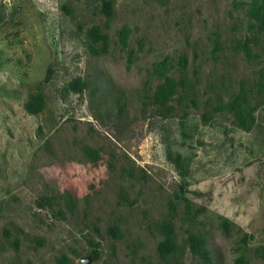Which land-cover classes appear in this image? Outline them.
<instances>
[{
	"label": "rangeland",
	"instance_id": "1",
	"mask_svg": "<svg viewBox=\"0 0 264 264\" xmlns=\"http://www.w3.org/2000/svg\"><path fill=\"white\" fill-rule=\"evenodd\" d=\"M247 1L0 0V264H264Z\"/></svg>",
	"mask_w": 264,
	"mask_h": 264
},
{
	"label": "trees",
	"instance_id": "2",
	"mask_svg": "<svg viewBox=\"0 0 264 264\" xmlns=\"http://www.w3.org/2000/svg\"><path fill=\"white\" fill-rule=\"evenodd\" d=\"M100 3L102 12L106 15L109 14L111 11V0H100ZM245 7V15L250 20V28L255 29L264 36V0H248L245 3ZM87 37L91 41H96L98 37L96 29H90L87 32ZM237 46L238 49L244 52L245 56H251V51L246 42L238 43ZM179 85L181 86V82ZM263 101L264 68L258 71L257 78L248 87L245 84H240L237 92L228 99L225 106L236 125L243 130H248L252 123V112L254 108ZM26 108L30 113H36L40 110L41 103L38 99L31 97L26 102ZM187 245L192 255L203 260L206 258V251L202 246V241L194 235L187 237ZM93 255L96 256V253L93 252Z\"/></svg>",
	"mask_w": 264,
	"mask_h": 264
},
{
	"label": "water",
	"instance_id": "3",
	"mask_svg": "<svg viewBox=\"0 0 264 264\" xmlns=\"http://www.w3.org/2000/svg\"><path fill=\"white\" fill-rule=\"evenodd\" d=\"M89 262H90V259L88 257L83 258V259L80 260L81 264H89Z\"/></svg>",
	"mask_w": 264,
	"mask_h": 264
}]
</instances>
